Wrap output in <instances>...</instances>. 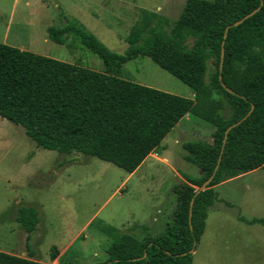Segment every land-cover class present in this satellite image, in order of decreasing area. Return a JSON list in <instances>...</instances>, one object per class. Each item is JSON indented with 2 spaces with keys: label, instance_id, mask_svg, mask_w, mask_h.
<instances>
[{
  "label": "trees",
  "instance_id": "16d2710c",
  "mask_svg": "<svg viewBox=\"0 0 264 264\" xmlns=\"http://www.w3.org/2000/svg\"><path fill=\"white\" fill-rule=\"evenodd\" d=\"M260 7L252 16L227 26ZM56 44L77 40L104 64L96 72L0 43V117L24 129L36 147L73 157L83 154L133 173L187 114L212 127L211 141L182 145L185 161L200 175L183 174L175 185L171 223L160 234L145 231L136 238L105 225L111 238L106 259L94 264H191L204 232L208 210L218 198L212 188L223 180L264 168V0H184L172 22L141 10L130 27L126 47L117 54L76 20L48 26ZM223 63L219 72L221 44ZM147 57L193 91V99L140 85L118 77L123 65ZM213 62L210 69L209 63ZM233 93H228L219 81ZM250 114L228 131L231 124ZM218 168L204 190L196 193ZM193 197L190 224L189 202ZM237 219L260 224L264 219ZM16 222L30 234L38 212L19 207ZM56 257V247L50 259ZM0 264H44L0 251Z\"/></svg>",
  "mask_w": 264,
  "mask_h": 264
},
{
  "label": "rangeland",
  "instance_id": "374dc122",
  "mask_svg": "<svg viewBox=\"0 0 264 264\" xmlns=\"http://www.w3.org/2000/svg\"><path fill=\"white\" fill-rule=\"evenodd\" d=\"M183 5L184 0H0V43L104 72L103 62L77 40L53 43L46 28L76 20L109 50L122 54L141 10L172 22ZM118 77L193 99L188 86L147 57L126 62ZM211 132L208 123L187 114L150 158L128 173L93 156L70 157L36 147L21 126L0 117V251L44 264H94L106 259L111 244L105 225L136 238L147 230L162 233L176 203L173 186L185 182L183 174L200 175L185 161L182 145L210 142ZM212 188L231 207L216 202L209 208L191 264H264L263 227L237 219H264V168ZM22 206L38 212L30 234L15 220Z\"/></svg>",
  "mask_w": 264,
  "mask_h": 264
},
{
  "label": "water",
  "instance_id": "95a60500",
  "mask_svg": "<svg viewBox=\"0 0 264 264\" xmlns=\"http://www.w3.org/2000/svg\"><path fill=\"white\" fill-rule=\"evenodd\" d=\"M260 7H257L256 9H254L253 11H251L250 13L244 15L242 18L236 20L234 23H232L231 25L227 26L224 30V35H223V38H225L226 36V33H227V30L230 28V27H234V26H237L239 24H241L244 20H246L247 18H249L250 16H252L256 11L259 10ZM223 42L221 44V55H220V62H219V72H221V69H222V63H223V55H224V52H223ZM219 81L222 85V87L230 94H232L233 92L227 88L221 81V76L219 75ZM252 110V107L250 108V110L248 111V113L246 115H244L240 120L236 121L235 123L231 124L229 127H227V129L225 130L224 132V136H223V141H222V148H221V151H220V154L223 150V146L226 142V137H227V133L229 130H231L233 127L237 126L240 122H242L251 112ZM219 160L220 158L218 159L217 161V164L215 166V169L213 170L212 174L201 184V186L196 190V193H199L200 191L204 190L205 188H207V186L209 185V183L211 182L212 178L214 177V174L218 168V164H219ZM192 204H193V197L191 198L190 202H189V210H188V223H189V227L191 229V224H190V217H191V209H192ZM193 249L190 250L189 252L190 253H193Z\"/></svg>",
  "mask_w": 264,
  "mask_h": 264
},
{
  "label": "crops",
  "instance_id": "0c3cea01",
  "mask_svg": "<svg viewBox=\"0 0 264 264\" xmlns=\"http://www.w3.org/2000/svg\"><path fill=\"white\" fill-rule=\"evenodd\" d=\"M151 154H152V153H150L147 157L150 158ZM147 157H146V158H147ZM146 158H145V159H146ZM145 159H144V160H145ZM141 164H142V163H141ZM141 164H140V165H141ZM140 165H139V166H140ZM153 221H155V219H153Z\"/></svg>",
  "mask_w": 264,
  "mask_h": 264
}]
</instances>
